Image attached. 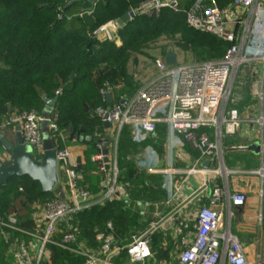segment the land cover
Masks as SVG:
<instances>
[{"label": "built area", "instance_id": "built-area-1", "mask_svg": "<svg viewBox=\"0 0 264 264\" xmlns=\"http://www.w3.org/2000/svg\"><path fill=\"white\" fill-rule=\"evenodd\" d=\"M202 0H195L186 13L188 25L198 31L208 33L229 43L224 56L207 61H186L175 65L165 63L164 54L154 58L156 73L130 97L122 102L98 106L95 114L106 128V137L110 149L109 166L104 156L98 152L92 160L98 165L101 176L99 190L91 191L82 185L77 162L66 142L59 126V110L56 105L48 117L35 110L14 112L4 116L2 126L21 134L26 145L32 148L33 158L42 161L44 155V129L57 149L58 174L65 176L66 193L57 194L33 206L36 222L34 231L19 226L16 213L0 217V228L24 233L31 239L29 244L14 238L9 242L14 253V264H41L51 259L50 246L69 251L72 259L81 260L78 264H264L263 252L251 260L245 245L233 232L231 221L232 208L243 204L245 192L230 193L217 186L213 189L209 204L200 206L191 217H180L177 213L184 207L180 202L179 190L164 202L157 203L159 210L149 227L140 233H133L126 245H121L115 236L114 225L107 222L106 228L98 232L95 246L79 238V229L72 222L74 217L94 206H102L112 201H124L128 196V182L119 180L118 143L124 129L132 130L135 137L154 135L160 125H165L184 142L199 151L194 165L184 174L203 176L208 182L216 176H222L224 183L229 177L239 174L256 175L260 178V197L264 196V165L258 169L240 170L225 164L223 144L234 135H243L246 126L256 129L254 141L264 145V0H228L224 7L218 5L203 6ZM181 0H145L138 7L128 11L130 18L136 16L158 15L168 8L177 13L181 10ZM121 26L118 19L109 20L87 34L94 40L120 41ZM254 80L252 93L254 104L244 113L232 106L233 89L244 67ZM112 87L101 90L103 100L111 94ZM62 89L56 90V95ZM47 126H43V122ZM246 145H233L243 149ZM261 154L264 156V152ZM207 159L208 168L199 167ZM12 152L0 145V163L4 166L14 164ZM22 190V188H20ZM229 195L227 202L223 199ZM188 203V202H186ZM164 208L170 210L164 214ZM226 209V210H224ZM258 219H263L260 212ZM169 237L173 249L169 257L159 258L153 250L151 234L162 222H168ZM164 230V231H167ZM8 244V245H9ZM19 246L16 253V247ZM165 247L167 245H164ZM9 249V248H8ZM126 254L127 262L121 260Z\"/></svg>", "mask_w": 264, "mask_h": 264}, {"label": "trees", "instance_id": "trees-1", "mask_svg": "<svg viewBox=\"0 0 264 264\" xmlns=\"http://www.w3.org/2000/svg\"><path fill=\"white\" fill-rule=\"evenodd\" d=\"M70 1L0 0V117L11 111L35 110L43 114L46 106L43 97L53 98L61 88L56 107L65 139L58 144L61 147L63 142L68 144L73 138L79 139L80 134L84 136L88 147L80 172L84 176L82 185L97 192L101 176L92 156L98 153V140L106 137L107 127L95 114V108L109 105L101 93L109 85L116 103L132 96L141 86L134 91L136 82L127 70L132 54L144 52L148 42L160 36L175 39L179 34L175 40L181 49L192 50L199 57L197 61H207L212 60L209 57L222 58L229 43L188 25L186 13L195 0H181L182 7L177 13L165 8L158 15L134 17L120 29V45L91 39L87 31L121 18L129 7H138L145 0H99L93 6L86 0ZM227 1L202 0L200 3L224 7ZM120 84L122 87L118 88ZM232 106L238 108L234 103ZM77 133L80 136L76 137ZM122 134L128 136V129ZM130 166L118 158L120 181L141 179ZM139 186L135 185L142 192L143 187ZM54 195V190L43 193L39 182L27 175L12 177L0 186V217L16 213L19 226L34 231L33 206ZM126 204L115 200L77 214L72 222L79 229L80 240L95 246L96 234L104 231L109 221L121 245H126L131 234L145 231L153 219L150 217L144 222L141 213ZM8 230L4 228V233L0 232V239L4 238L0 241V264L5 260L2 246H8V242L3 234ZM17 234L14 232L10 239L17 238ZM151 240L159 258L169 257L174 245L168 231L156 229ZM50 251L51 259L41 264H78L81 261L72 259L69 251L57 246H50ZM121 257L125 258L126 254L122 253Z\"/></svg>", "mask_w": 264, "mask_h": 264}, {"label": "crops", "instance_id": "crops-1", "mask_svg": "<svg viewBox=\"0 0 264 264\" xmlns=\"http://www.w3.org/2000/svg\"><path fill=\"white\" fill-rule=\"evenodd\" d=\"M162 54L164 53L160 55ZM150 78L142 80L141 85ZM119 87H122V84L118 85ZM3 119V116L0 117V135L15 142L18 135L21 134L11 128L3 127ZM130 131L134 138H136L135 133L132 130ZM252 133L255 134L256 129L252 126H246L243 130V135H234L225 140L223 144V156L225 164L228 167L240 170H252L264 165V156L261 153L256 155L251 151L232 147L233 145L239 146L254 142V135ZM80 135L79 139H71L68 142V146L75 161L77 162L80 158L83 165L85 163V150L88 147V143L84 141V136L82 134ZM130 135L129 133L128 136ZM148 137L140 135L136 139L142 143ZM150 138L153 139L154 146H148L150 150L142 154V159L140 157L136 159L137 161H142V163H137L138 166L132 159L129 161L130 159L128 160V157L125 155V162L131 165V169L135 168L134 170H136L138 167L142 171H137V173L143 180L142 183L141 179H136L134 182L128 179L121 181L130 184L128 196L125 200L127 207H133L134 210L139 211L143 217L142 220L146 222L150 217L153 219L155 214L161 210V205L157 207L156 204L164 203L180 187L179 198L184 207L181 208L177 215L181 217L184 214L187 218L191 217L200 206L209 204V197L213 189L217 186L224 188L229 194L243 191L246 194L242 202L243 204L240 207L236 206L232 208L234 211V217L231 221L232 230L245 245L247 254L251 260H254L258 254L262 253L264 248V196L260 197L259 194L260 178L256 175L249 174L233 175L229 177L228 183L225 184L222 176H216L210 182L200 175L186 176L183 171L194 165L195 160L199 157V151L191 144L184 142L165 125H160L157 132L151 135ZM135 146L141 145L135 144ZM234 152L245 155L243 162L228 163L227 157ZM206 161L207 159L199 167L204 168ZM131 163L135 165L132 167ZM96 174L95 172L94 175ZM80 176L83 180L84 176L81 173ZM136 184H140L139 188L143 187L142 192L136 189ZM145 187H148V189H145ZM132 189L135 193L132 192ZM54 192L57 194L66 193L63 172L59 173V181L54 188ZM228 196L224 194L223 199L225 202H227ZM169 210V208H164V214ZM260 212L263 214L261 221L258 219ZM169 224V221L162 222L158 229H170L168 227Z\"/></svg>", "mask_w": 264, "mask_h": 264}, {"label": "rangeland", "instance_id": "rangeland-1", "mask_svg": "<svg viewBox=\"0 0 264 264\" xmlns=\"http://www.w3.org/2000/svg\"><path fill=\"white\" fill-rule=\"evenodd\" d=\"M131 7H129L125 12H128ZM119 19V18H118ZM106 23V22H105ZM119 36V35H118ZM180 35H176L175 39L179 38ZM172 38L171 36H160L153 42H148L146 45V48L144 52L142 53H135L132 54L129 62H128V72L134 77V80L136 81V87L134 91L139 87V85L142 83V80H147L148 78L152 77L156 71L153 68V62L154 58L159 56L161 53H164L170 46L174 47V49L178 53V61L179 62H186V61H192V60H199V57L192 51V50H184L181 49L178 44L176 43V40ZM117 40L120 41V44L122 41L120 40V37H117ZM105 41V40H103ZM107 41V40H106ZM109 41V40H108ZM119 44V45H120ZM214 57H209L208 59H213ZM139 75V76H138ZM141 77V78H140ZM254 91V80L248 75V67H244L240 70V73L238 74L235 87L233 89L232 93V99H234V104L238 105V108L244 113L245 109L249 106H253L254 99L252 96V93ZM129 131V130H128ZM131 135L126 136L127 134H122L119 138L118 143V158L120 160H125L126 156L128 157V160L131 161V159L134 161V163H142L140 160H136L140 157L142 159V154L145 151H149L150 147L148 146H154L153 145V139L148 137L144 142H140L138 139L134 138L131 131L129 132ZM134 144V145H133ZM141 145V146H135ZM153 149V148H152ZM155 150V149H154ZM126 155V156H125ZM245 155L234 152L231 153L227 157L228 163H240L243 162ZM132 164V167L135 165ZM138 166V164H137ZM132 168L133 171H141L137 167ZM142 172V171H141ZM128 181V180H127ZM132 192L135 193L132 189ZM0 232H3V229L0 228ZM4 233V232H3ZM14 231L8 230L5 231L4 237L6 238V242H11L10 237L13 235ZM10 234V235H9ZM10 236V237H9ZM1 239H4L3 236ZM0 239V241H1ZM17 239L19 240L18 245L21 246V243L29 244L31 242V239L28 235L24 233H18ZM83 241V240H82ZM167 245V242H163V246ZM19 246L16 247V253L18 252ZM4 248V255L5 260L1 261L4 264H14V253L9 252L10 251V244L8 246L4 245L2 246ZM9 248V249H8ZM122 262H126V259L124 257H121Z\"/></svg>", "mask_w": 264, "mask_h": 264}, {"label": "water", "instance_id": "water-1", "mask_svg": "<svg viewBox=\"0 0 264 264\" xmlns=\"http://www.w3.org/2000/svg\"><path fill=\"white\" fill-rule=\"evenodd\" d=\"M80 0H71L70 3H74ZM93 6L99 0H86ZM131 20L128 12L124 13L121 18L118 19V22L121 28H124L126 23ZM165 63L169 66L175 65L178 60V53L174 47L170 46L164 55ZM45 101V111L43 117H48L53 110V107L57 104L59 96L53 98L44 96ZM107 102L111 105L114 101L112 95L109 94L107 97ZM106 127H109L110 124L106 123ZM43 126H47V122H43ZM44 155L42 161H37L33 158L32 148L29 145H26L22 139L21 135H18V138L15 142L6 138L3 135H0V142L5 146L12 154L14 155L16 162L14 164L4 166L0 163V186L6 184L12 177H22L29 176L32 180L38 181L40 184L41 191L43 193L52 192L59 181L58 174V165H57V149L54 146L53 141L49 138L48 132L44 129ZM79 136V133L76 134V137ZM87 140H91V137H86ZM243 149L251 151L252 153L259 155L262 151L264 152V145L258 141H254L249 145L245 146ZM98 152H101L104 156V162L109 166L110 161V149L108 147V140L99 139L97 145ZM209 161L207 160L204 163V168H208ZM77 169L79 172L82 171L81 159L77 160ZM208 184V183H207ZM240 207L241 204L237 203Z\"/></svg>", "mask_w": 264, "mask_h": 264}]
</instances>
